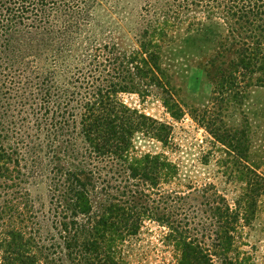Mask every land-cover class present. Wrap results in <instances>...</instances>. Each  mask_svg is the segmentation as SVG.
Returning a JSON list of instances; mask_svg holds the SVG:
<instances>
[{
	"label": "trees",
	"instance_id": "obj_1",
	"mask_svg": "<svg viewBox=\"0 0 264 264\" xmlns=\"http://www.w3.org/2000/svg\"><path fill=\"white\" fill-rule=\"evenodd\" d=\"M102 1L0 0V87L4 98L11 95L18 107L8 103L4 118L23 114L22 122L29 116L33 119L32 136L25 134L28 127L22 124L12 128L19 148L6 144L7 136L5 145L0 144V189H18L27 195L19 186L29 179L33 186L43 187L48 204L40 221L33 211L23 218L16 206H5L11 214L7 223H0V264H45L46 258L36 254L41 249H50L46 264H126L120 246L137 233L144 219L157 215V204L164 208L155 217L168 228L166 238L177 247L179 264H211L203 241L189 236V217L181 207L189 202L202 205L198 198L205 199L206 189L161 191L160 184L169 186L176 180L171 163L155 155L128 162L134 134L150 135L164 144L169 128L117 98L147 71L138 66L142 62L133 53L123 55L112 42V24ZM158 2L164 26L193 7L222 20L227 38L219 42L215 58L230 55L216 68L223 88L231 89L237 77L243 79V74L264 65V0ZM110 3L122 12L133 2ZM125 23L140 33L141 45L155 29L142 19ZM115 30L120 34L121 26L115 25ZM6 127L8 132L10 126ZM28 138L31 145L25 141ZM27 161L32 166L30 177L20 171L26 167L19 162ZM240 175L247 179L245 192L264 195L262 178L247 167ZM212 193L205 203L211 213L207 228L214 247L223 251L238 211L250 215L254 205L242 204L240 198L237 209L230 210L223 198ZM13 214L20 223L31 219L37 234L26 236ZM42 222L49 224L48 237L38 234ZM44 240L50 241L49 247L42 244Z\"/></svg>",
	"mask_w": 264,
	"mask_h": 264
},
{
	"label": "rangeland",
	"instance_id": "obj_2",
	"mask_svg": "<svg viewBox=\"0 0 264 264\" xmlns=\"http://www.w3.org/2000/svg\"><path fill=\"white\" fill-rule=\"evenodd\" d=\"M110 1L102 3L107 9L106 18L112 24V42L123 55L132 56L133 53L142 62L138 66L147 71L139 74L138 83L132 89L116 96L129 109L169 128L164 144L150 135L134 134L128 162L155 155L171 163L176 168V180L169 186L160 184L161 191L174 189L187 193L192 189L199 192L206 189L205 199L198 198L202 205L189 202L181 207L187 210L189 217V236L203 241L211 264H264V195L255 197L245 192L247 179L240 175L247 167L264 180V65L258 66L260 70L243 74V79L237 77L231 89L223 88L218 85L216 68L221 67V62H228L230 55L215 58L219 42L227 38V27L221 19L193 7L180 11L164 26L156 7L161 0H131L132 5L124 6L122 12L111 7ZM138 19L151 22L155 28L150 30L146 45H141L140 33L125 23ZM115 25L121 26L120 34ZM10 97L4 98V90L0 87V144L5 145L7 136L6 144L19 148L16 144L19 137L14 135L12 128L18 129L22 124L28 127L25 134L32 136L33 119L29 116L27 122H22L24 115L19 114L6 121L4 112L8 110V103L16 107ZM7 125L10 126L8 132ZM25 141L31 145L29 138ZM228 143L235 149L229 148ZM19 164L26 167L25 170L20 168L21 174L27 173L30 177L29 161ZM30 183L28 179L19 186L28 191L27 195L18 189H0V223L10 219L11 212L5 209L6 205L16 206L23 212V218L33 211L39 221L42 219L41 214L48 209L47 198L43 187ZM214 191L230 210L237 209L236 202L240 198L242 204L254 205L250 215L243 216L242 210L238 211L231 239L223 251L214 247L213 236L207 228L211 213L205 203ZM150 198L157 200L156 194H151ZM156 207L161 212L164 205ZM158 212L144 219L137 233L127 237L120 246L126 264H179L178 249L166 238L169 230L156 219L155 216L161 215ZM13 217L26 236L37 234V226L31 219L20 223L17 214ZM42 226L38 234L48 237L49 224L42 222ZM204 226L207 229H203ZM42 244L47 247L50 241L44 240ZM36 254L46 258L42 259L45 264L50 260V249H41Z\"/></svg>",
	"mask_w": 264,
	"mask_h": 264
}]
</instances>
